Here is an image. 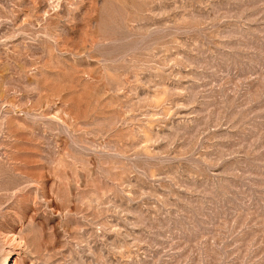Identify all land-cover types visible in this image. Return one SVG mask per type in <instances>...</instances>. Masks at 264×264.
<instances>
[{
    "label": "rangeland",
    "instance_id": "obj_1",
    "mask_svg": "<svg viewBox=\"0 0 264 264\" xmlns=\"http://www.w3.org/2000/svg\"><path fill=\"white\" fill-rule=\"evenodd\" d=\"M0 264H264V0H0Z\"/></svg>",
    "mask_w": 264,
    "mask_h": 264
},
{
    "label": "bare ground",
    "instance_id": "obj_2",
    "mask_svg": "<svg viewBox=\"0 0 264 264\" xmlns=\"http://www.w3.org/2000/svg\"><path fill=\"white\" fill-rule=\"evenodd\" d=\"M6 262V261H5Z\"/></svg>",
    "mask_w": 264,
    "mask_h": 264
}]
</instances>
